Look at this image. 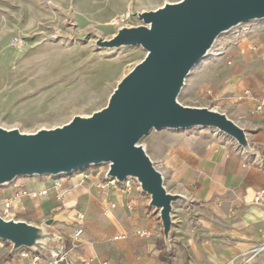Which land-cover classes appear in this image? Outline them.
Returning a JSON list of instances; mask_svg holds the SVG:
<instances>
[{"label":"rangeland","instance_id":"374dc122","mask_svg":"<svg viewBox=\"0 0 264 264\" xmlns=\"http://www.w3.org/2000/svg\"><path fill=\"white\" fill-rule=\"evenodd\" d=\"M179 1L0 0V128L29 134L104 108L118 82L145 57L146 50L140 45L107 47L103 42L120 29L143 26L140 13ZM260 43L264 49V18L242 22L219 34L185 77L177 101L217 111L218 83L227 61L245 45ZM222 134L211 127L152 129L138 145L157 170H164L163 162L172 153L213 150L221 144ZM104 168L98 164L70 174L19 177L16 185L30 189L59 180L62 186L71 187L84 175H101ZM126 181L141 191L149 204V196L137 180ZM8 187L0 186V200L10 197L11 192L5 190ZM19 202L24 210L13 212L15 221L33 225L39 233H69L77 223L76 209L70 210L67 223L59 225L54 223L53 211L44 215L58 205L53 196L23 197ZM0 217L8 219L1 209Z\"/></svg>","mask_w":264,"mask_h":264},{"label":"crops","instance_id":"0c3cea01","mask_svg":"<svg viewBox=\"0 0 264 264\" xmlns=\"http://www.w3.org/2000/svg\"><path fill=\"white\" fill-rule=\"evenodd\" d=\"M218 84L217 111L244 131L247 145L222 134L221 144L213 150L167 157L164 170L158 171L166 191L179 196L172 203L167 235L159 214L126 180L104 187L102 175L91 174L85 185L63 186L64 202L84 213L85 220L78 223L75 218L69 233L40 235L64 239L67 263L166 264L169 259L171 264H264V195L254 200L264 190L263 44L236 51ZM17 180L7 183L10 189L5 190L17 189ZM19 201L12 205L14 214L24 210ZM58 206L44 215L53 211L56 225L67 223L72 209L54 211ZM78 226L83 233L73 243ZM20 251L0 240V264H31L29 257H19Z\"/></svg>","mask_w":264,"mask_h":264},{"label":"water","instance_id":"95a60500","mask_svg":"<svg viewBox=\"0 0 264 264\" xmlns=\"http://www.w3.org/2000/svg\"><path fill=\"white\" fill-rule=\"evenodd\" d=\"M144 23L120 29L107 47L140 45L145 57L113 89L107 105L88 117L74 116L53 129L21 133L0 128V186L19 177L70 174L89 165L109 164L108 176L137 180L158 211L163 233L171 226L172 203L164 179L139 140L152 129L211 127L247 145L244 131L224 113L177 101L185 77L219 34L264 18V0H180L138 15ZM42 239L39 229L0 217V240L14 249Z\"/></svg>","mask_w":264,"mask_h":264},{"label":"built area","instance_id":"2783aa9c","mask_svg":"<svg viewBox=\"0 0 264 264\" xmlns=\"http://www.w3.org/2000/svg\"><path fill=\"white\" fill-rule=\"evenodd\" d=\"M105 168L102 172V181L101 184L106 187L107 185H113L115 183H119L116 179H112L108 176L109 164H104ZM88 178L87 175H84L78 182L79 185L85 183V180ZM66 190L62 186V183L59 180H53L49 182V186H44L39 189H26L22 187H18L15 189L8 199L0 200V209L3 215L8 216L7 220H13L14 214L11 212L12 205L15 201L21 200L23 197H29L31 199L35 198H46L49 195H52L53 198L58 202L59 206L56 210L68 208L72 209V205H67L64 202ZM264 195V190L260 191L259 195L255 197V201L258 202L260 198ZM2 218V217H1ZM5 220V219H4ZM76 220L78 223H83L85 220L84 213L78 212L76 214ZM73 243H77L81 233H83V229L81 226H78L73 232ZM264 238V235H263ZM118 239V238H117ZM51 244V245H50ZM19 257L25 258L29 257L31 259V264H39L44 261L48 264H60L67 261V248L65 246V241L61 236H44L42 239L38 240L31 247L20 248ZM260 247H257L253 250V252L248 255L245 263L252 259L255 256L257 250ZM66 264H71L67 263Z\"/></svg>","mask_w":264,"mask_h":264},{"label":"trees","instance_id":"16d2710c","mask_svg":"<svg viewBox=\"0 0 264 264\" xmlns=\"http://www.w3.org/2000/svg\"><path fill=\"white\" fill-rule=\"evenodd\" d=\"M43 212H45V209ZM166 264H171V261L169 259H166Z\"/></svg>","mask_w":264,"mask_h":264}]
</instances>
